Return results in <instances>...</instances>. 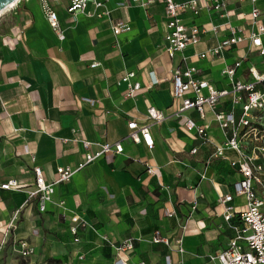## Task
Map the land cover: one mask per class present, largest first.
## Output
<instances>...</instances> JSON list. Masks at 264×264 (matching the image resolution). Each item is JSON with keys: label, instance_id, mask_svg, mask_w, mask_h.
<instances>
[{"label": "crops", "instance_id": "0c3cea01", "mask_svg": "<svg viewBox=\"0 0 264 264\" xmlns=\"http://www.w3.org/2000/svg\"><path fill=\"white\" fill-rule=\"evenodd\" d=\"M98 1V7L88 3L84 11L70 13L68 0H44L57 14L62 40L41 0H19L0 13V180L18 182L16 188L0 189V264H113L112 245L125 239L133 243L129 264H165L166 256L182 264H218L211 256L227 247L232 225H240L235 217L224 219L219 201L241 178L233 164L239 156L233 148L213 156L225 136L211 111L203 119L193 109L177 113L180 102L171 93L170 70L195 66L197 77L218 89L229 86L220 70L236 60L245 57L236 78L248 79V66L263 69L264 56L249 39L219 56L196 54L228 36L229 27L247 37L253 5L264 25V0H225L224 13L211 7L197 15L182 13L183 23L205 32L173 57L164 51L160 0L145 6L134 0ZM118 22L129 28L114 34ZM130 71L141 88L126 96L121 78ZM150 106L162 110L164 119L149 121L153 145L148 148L127 137V124L146 122ZM219 107L230 108L228 102ZM186 118L206 126V143L185 130ZM83 141L91 143V152L100 143L117 141L123 151L81 165ZM36 165L48 182L58 166L72 170L68 181L55 184L43 212L37 197L29 195ZM147 165L155 175L146 172ZM229 204L243 210L245 198L233 196ZM73 215L86 222L78 228V241L70 231ZM156 233L167 243L153 242ZM21 240L32 248L26 257L19 253Z\"/></svg>", "mask_w": 264, "mask_h": 264}, {"label": "built area", "instance_id": "2783aa9c", "mask_svg": "<svg viewBox=\"0 0 264 264\" xmlns=\"http://www.w3.org/2000/svg\"><path fill=\"white\" fill-rule=\"evenodd\" d=\"M19 0H16L6 9L11 8ZM42 1L45 16L49 25L55 32L59 40L63 39V31L59 25L57 14ZM142 6L150 5L155 0H134ZM164 5L166 17V32L164 39L166 46L164 51L169 57L182 52L190 45L199 42L205 29L201 26L192 24L187 25L182 22L181 14L191 12L199 14L204 8L211 7L217 12L224 13L225 0H160ZM255 4L257 0H242ZM88 3L98 7L101 2L98 0H68L67 11L75 13L84 11ZM5 9V10H6ZM88 14H90L88 12ZM260 10L253 5L250 12L251 30L247 37L236 33L235 29L229 27V35L222 38L215 46L210 47L196 54L199 58H210L219 56L222 51L232 48L246 39L250 40L251 45L257 50L260 56H264V46L262 43V34H264V25L259 21ZM129 28V23L118 22L113 25L114 34H118ZM218 26H212L211 31L217 32ZM242 59L236 60L229 66H224L220 73L229 80V86L224 88H215L210 81L197 77L198 68L195 66H177L170 70L171 93L174 98L179 100L177 113L185 110H195L201 119L205 117L206 111H211L214 120L224 134V141L215 146L214 157L222 155L224 148H233L239 158L233 163L237 165L241 178L233 183V193L225 194L219 198L224 204L223 217L225 220L236 218L240 225H232L233 236L230 238L227 247L211 259H216L218 264H264V66L258 69L251 65L247 67L248 79L236 78L237 69L241 66ZM185 63L186 58H182ZM97 63H92L94 67ZM135 76L133 71L126 72L122 76V81L126 82V96H133L141 86L137 81H133ZM205 91V92H204ZM87 101H91L88 100ZM228 102L229 109H221L219 104ZM147 121L138 124L135 120L128 122L129 133L127 137L134 143L143 142L148 148L153 143L150 134L149 121L160 122L164 119L163 111L150 106L146 113ZM184 128L187 132H193L202 143H206V126L198 125L194 120L186 118ZM91 143L83 141L86 149L81 165L92 162L96 157L106 153H121L123 146L121 142H103L99 144L96 152H91ZM196 152V148L190 150ZM32 172L35 180L34 191L29 192L30 196L37 197L39 212L45 210L47 202L51 201L54 193V186L57 183H63L71 178L72 170L67 166H58L56 168V177L48 182L44 178L41 166H33ZM146 172L155 175L153 166L147 165ZM18 186L16 179L6 181L0 180V189H13ZM233 196H243L245 198V208L236 210L231 202ZM166 210V214H170ZM86 222L78 215L70 218V231L74 236V241L79 238L78 228L85 227ZM247 232H249L247 234ZM180 239L177 240L179 252H182ZM153 242H165L167 240L156 233ZM20 255L26 257L32 253V248L25 240L19 242ZM113 264H129L127 257L133 249V243L130 239H125L115 245ZM165 264H182L181 262H172L169 256L164 259ZM145 264V263H139Z\"/></svg>", "mask_w": 264, "mask_h": 264}, {"label": "water", "instance_id": "95a60500", "mask_svg": "<svg viewBox=\"0 0 264 264\" xmlns=\"http://www.w3.org/2000/svg\"><path fill=\"white\" fill-rule=\"evenodd\" d=\"M16 0H0V13L13 4Z\"/></svg>", "mask_w": 264, "mask_h": 264}, {"label": "rangeland", "instance_id": "374dc122", "mask_svg": "<svg viewBox=\"0 0 264 264\" xmlns=\"http://www.w3.org/2000/svg\"><path fill=\"white\" fill-rule=\"evenodd\" d=\"M249 232H247V234H248Z\"/></svg>", "mask_w": 264, "mask_h": 264}]
</instances>
